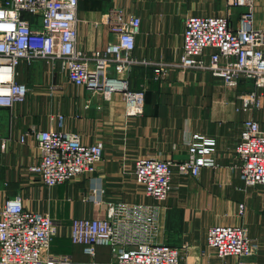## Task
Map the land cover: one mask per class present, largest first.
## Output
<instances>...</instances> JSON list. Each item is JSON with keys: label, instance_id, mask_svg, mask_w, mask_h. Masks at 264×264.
I'll return each mask as SVG.
<instances>
[{"label": "crops", "instance_id": "obj_1", "mask_svg": "<svg viewBox=\"0 0 264 264\" xmlns=\"http://www.w3.org/2000/svg\"><path fill=\"white\" fill-rule=\"evenodd\" d=\"M113 8L141 18L133 52L138 63L127 77L131 89H146L144 113L128 117L121 94L111 100L93 98L69 81L59 63H22L17 81L29 88L27 99L13 108L0 107V214L5 201L17 195L26 209L48 214L58 223V232L46 254L70 257L72 264L113 263L111 246L97 245L91 256L70 237L73 219L105 218L102 207L110 202L141 205L156 215L150 235L133 218L122 225L127 248L147 239L180 249L182 264H235L239 258L217 256L207 234L214 225H238L260 244L257 254L243 262L264 264V191L244 184L235 153L247 119L264 129V102L244 111L239 109L240 96L263 89L245 79L230 87L199 69L168 68L159 76L155 72L158 64L179 61L188 17L226 16L237 26L247 8L230 7L228 0H79L77 42L82 50H102L113 38L106 23ZM254 11L255 28L264 30V0H255ZM212 52L206 50V59ZM59 115L64 116L62 127ZM50 128L78 133L85 144H102L97 170L53 187L30 173L41 157L33 131ZM192 144L211 150L197 177L178 166L188 159ZM141 157L176 164L166 201L147 196L136 182L135 162Z\"/></svg>", "mask_w": 264, "mask_h": 264}, {"label": "built area", "instance_id": "obj_2", "mask_svg": "<svg viewBox=\"0 0 264 264\" xmlns=\"http://www.w3.org/2000/svg\"><path fill=\"white\" fill-rule=\"evenodd\" d=\"M228 3L247 8L237 26L226 16L188 17L179 61L158 64L155 72L159 76L168 68L210 71L230 87H238L244 79L251 81L263 89L240 96L239 109L251 111L264 102V30L255 28V0ZM78 7L79 0H0V107L13 108L27 99L29 88L17 81L19 66L45 61L52 66L59 63L69 81L87 89L93 98L111 100L121 94L128 117L144 113L146 89H131L127 77L130 67L138 63L133 52L141 18L113 8L106 19L113 38L102 50L88 53L77 42ZM210 48L215 52L208 60L206 50ZM58 121L62 127L64 116L59 115ZM33 136L41 157L29 172L49 187L94 173L103 160L102 144H85L78 133L50 128L34 130ZM235 153L244 184L259 185L264 191V129L257 120L244 122ZM210 155L206 145L192 144L179 169L197 177ZM175 165L170 159L141 157L135 162L136 182L147 196L164 202L172 189ZM102 208L105 218L73 219L71 223V240L82 245L86 254L94 256L97 245H108L114 253L112 264H182L180 249L169 244L146 239L134 248L126 247L121 227L131 218L146 234H152L156 215L148 207L110 202ZM57 232L58 223L48 214L26 209L20 195L7 199L0 214V264H72L70 257L46 254ZM207 244L221 259L239 258L235 264H245L242 259L255 256L260 249L246 228L238 225L212 226Z\"/></svg>", "mask_w": 264, "mask_h": 264}, {"label": "rangeland", "instance_id": "obj_3", "mask_svg": "<svg viewBox=\"0 0 264 264\" xmlns=\"http://www.w3.org/2000/svg\"><path fill=\"white\" fill-rule=\"evenodd\" d=\"M31 19L33 18V17H30Z\"/></svg>", "mask_w": 264, "mask_h": 264}]
</instances>
